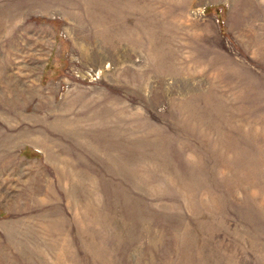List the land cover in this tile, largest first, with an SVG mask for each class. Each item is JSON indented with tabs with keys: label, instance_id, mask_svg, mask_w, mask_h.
Masks as SVG:
<instances>
[{
	"label": "rangeland",
	"instance_id": "obj_1",
	"mask_svg": "<svg viewBox=\"0 0 264 264\" xmlns=\"http://www.w3.org/2000/svg\"><path fill=\"white\" fill-rule=\"evenodd\" d=\"M0 264H264V0H0Z\"/></svg>",
	"mask_w": 264,
	"mask_h": 264
}]
</instances>
